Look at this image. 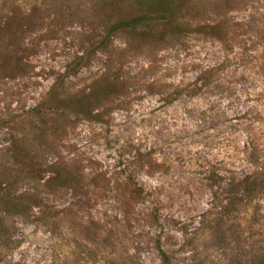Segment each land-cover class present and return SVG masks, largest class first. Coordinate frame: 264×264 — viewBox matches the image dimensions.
Listing matches in <instances>:
<instances>
[{
  "label": "rangeland",
  "instance_id": "1",
  "mask_svg": "<svg viewBox=\"0 0 264 264\" xmlns=\"http://www.w3.org/2000/svg\"><path fill=\"white\" fill-rule=\"evenodd\" d=\"M67 1L21 0L28 50L0 33V182L43 166L0 183V264H162L159 245L174 264H264V0H197L210 20L177 45L114 38L65 74L49 105L68 118L42 123L30 110L100 32L98 6ZM249 176L260 198L233 199Z\"/></svg>",
  "mask_w": 264,
  "mask_h": 264
},
{
  "label": "trees",
  "instance_id": "2",
  "mask_svg": "<svg viewBox=\"0 0 264 264\" xmlns=\"http://www.w3.org/2000/svg\"><path fill=\"white\" fill-rule=\"evenodd\" d=\"M87 5L99 7L102 12L100 32L98 39L90 46L89 51H84L72 63L66 67V72L60 74L55 85L47 94V97L32 110V116L39 118L44 123L45 117L49 113H56L68 118L66 112H58L62 109L51 102L57 99L59 89L67 90L64 87V76L75 72L86 60L95 52L106 53L109 50L111 41L114 38H127L141 44L160 43L164 45H177L188 38V36L197 31V26L201 20H210L212 13L207 8L206 3H198L197 0H86ZM39 0H33L31 10L34 13L42 10L52 16L62 12L65 7L68 10H74L75 4L68 3L67 0H43L38 7ZM26 10L21 0H0V33L4 39L17 47H23L28 50L29 44H26L25 35L32 30L37 22L31 17L26 16ZM218 24L207 25L208 29L214 30ZM52 104L50 108L49 104ZM9 155V151L6 152ZM3 155V154H2ZM33 155V154H32ZM30 155L25 162L29 166L26 175H20L19 171L16 178L12 181L1 180L6 189H10L21 181L29 183L39 182V176L43 171L41 164H38L36 156ZM16 158V156H15ZM23 176V177H22ZM72 178L63 174L61 170L54 172V176L48 180L50 184L66 186ZM235 187L231 190L233 199L237 196L247 194L249 202L259 199L257 195L262 189V182L251 176L244 178L239 182H234ZM140 189H138L139 191ZM256 196V197H255ZM30 200L33 205H24L17 203V212L20 216L30 218L31 208L37 205V197ZM18 201V200H17ZM158 256L162 264H174L170 253L165 251L161 245L157 247ZM255 261V260H254ZM251 260V264H257Z\"/></svg>",
  "mask_w": 264,
  "mask_h": 264
}]
</instances>
